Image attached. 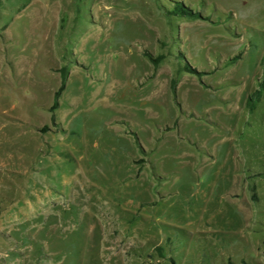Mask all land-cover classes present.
<instances>
[{"label": "rangeland", "instance_id": "1", "mask_svg": "<svg viewBox=\"0 0 264 264\" xmlns=\"http://www.w3.org/2000/svg\"><path fill=\"white\" fill-rule=\"evenodd\" d=\"M263 76L264 0H0V264H264Z\"/></svg>", "mask_w": 264, "mask_h": 264}, {"label": "trees", "instance_id": "2", "mask_svg": "<svg viewBox=\"0 0 264 264\" xmlns=\"http://www.w3.org/2000/svg\"><path fill=\"white\" fill-rule=\"evenodd\" d=\"M181 13L184 14V10L183 9L181 10ZM63 73L64 74L62 75V86H61L59 92L55 96V106H54V109L57 108V106H58V100H59L61 94L63 93L64 89H65L66 75H65V72H63ZM259 88H260L259 94H262V93L264 94V76H263L262 82L260 83Z\"/></svg>", "mask_w": 264, "mask_h": 264}, {"label": "bare ground", "instance_id": "3", "mask_svg": "<svg viewBox=\"0 0 264 264\" xmlns=\"http://www.w3.org/2000/svg\"><path fill=\"white\" fill-rule=\"evenodd\" d=\"M35 22H37V23H41V25H39L38 27H41V28H39V29H37L38 30V32H43V31H45L46 32V28H43V26H44V24H43V22H44V20L43 19H41V18H39L37 21H35ZM35 23L34 22H32V25H34ZM35 28V27H34Z\"/></svg>", "mask_w": 264, "mask_h": 264}]
</instances>
